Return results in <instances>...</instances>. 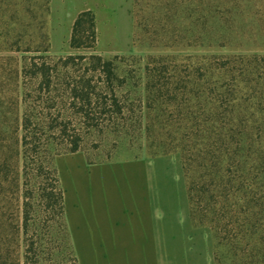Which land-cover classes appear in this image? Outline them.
<instances>
[{
	"label": "trees",
	"instance_id": "trees-1",
	"mask_svg": "<svg viewBox=\"0 0 264 264\" xmlns=\"http://www.w3.org/2000/svg\"><path fill=\"white\" fill-rule=\"evenodd\" d=\"M49 18L50 0H0V264H79L57 160L101 164L91 144L178 156L216 264H264V52L231 51L264 48V0H135V32L171 52L145 60L53 56ZM97 44L84 13L71 46Z\"/></svg>",
	"mask_w": 264,
	"mask_h": 264
},
{
	"label": "crops",
	"instance_id": "crops-1",
	"mask_svg": "<svg viewBox=\"0 0 264 264\" xmlns=\"http://www.w3.org/2000/svg\"><path fill=\"white\" fill-rule=\"evenodd\" d=\"M134 9L135 0H50L51 55H132ZM87 12L96 15L98 44L96 49L75 50L71 46L74 28ZM72 156L91 172L83 194L74 192L70 199L65 195L67 224L79 264H216L211 231L191 219L178 156L102 165H90L83 153ZM72 156L57 160L63 188L60 163ZM173 163L176 169L171 174L168 166ZM176 182L184 189L172 188ZM84 199L89 205H82Z\"/></svg>",
	"mask_w": 264,
	"mask_h": 264
},
{
	"label": "rangeland",
	"instance_id": "rangeland-1",
	"mask_svg": "<svg viewBox=\"0 0 264 264\" xmlns=\"http://www.w3.org/2000/svg\"><path fill=\"white\" fill-rule=\"evenodd\" d=\"M43 0H35V2H41ZM141 30H137L136 28V34H135V45H134V53L130 56H136L138 58H141L145 60V58L148 55H154V54H170V50H164V49H153L151 48L150 42H148L145 38L141 37ZM238 49V48H237ZM262 50V51H261ZM233 52H264V48H258L255 44L248 45L240 50L232 49ZM199 52V51H198ZM179 53H188L185 50L179 51ZM95 144H91L86 150V154L90 157V160L94 163H101L102 164H109L114 162H123V161H131V160H137L141 158H153L151 155H149L147 148L145 147L143 151L140 150H134L129 151L127 147H122L119 150H116L115 152H110L112 147L104 146V147H94ZM110 155V158H109ZM72 156V155H69ZM68 157V156H63ZM174 158V156L172 157ZM151 162V169L154 168V164L152 160ZM62 174L65 178V186H64V195H68L69 199L70 196L73 195L74 192H78L79 194H83L85 192V186H86V177H88L91 172L89 169H87V166H84L82 163L79 164L77 161V156H72L71 158H62L60 163ZM168 169H171V174L175 171L176 166L173 163L168 166ZM120 171H115L114 174H119ZM122 173V172H121ZM172 188H178V189H184L181 187V185H178V182L175 183V185H172ZM78 191H77V190ZM85 202L82 203V205L86 204L89 205V201L87 199H84ZM53 240V236L51 237ZM57 244L60 243L58 241V236L56 232ZM55 241V240H54ZM222 252L220 249L217 248V254H218V261L219 264H225V258L221 257ZM220 254V257H219ZM55 257H42V263L43 264H74L72 259L70 257H62V254L59 252L57 254H54Z\"/></svg>",
	"mask_w": 264,
	"mask_h": 264
}]
</instances>
